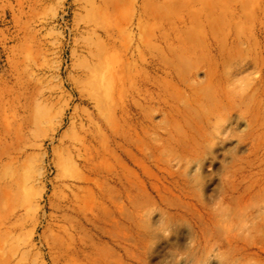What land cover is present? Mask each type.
Masks as SVG:
<instances>
[{"label": "bare ground", "instance_id": "6f19581e", "mask_svg": "<svg viewBox=\"0 0 264 264\" xmlns=\"http://www.w3.org/2000/svg\"><path fill=\"white\" fill-rule=\"evenodd\" d=\"M117 4L74 82L111 144L97 170L84 131L70 145L87 172L84 260L264 264V0H140L126 48Z\"/></svg>", "mask_w": 264, "mask_h": 264}, {"label": "rangeland", "instance_id": "374dc122", "mask_svg": "<svg viewBox=\"0 0 264 264\" xmlns=\"http://www.w3.org/2000/svg\"><path fill=\"white\" fill-rule=\"evenodd\" d=\"M116 1L122 46H133L140 0ZM114 2L0 0V180L19 184L15 191L0 189V264H90L80 180L87 172L71 159L70 145L84 131L97 170L111 144L103 140L100 111L81 102L74 82L87 46L100 47L95 23ZM254 205L263 208L264 199ZM104 242L115 262H126Z\"/></svg>", "mask_w": 264, "mask_h": 264}]
</instances>
